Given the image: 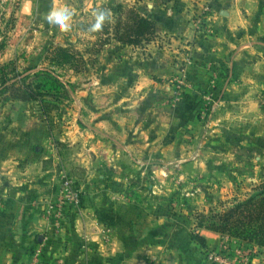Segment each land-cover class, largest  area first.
Listing matches in <instances>:
<instances>
[{"label":"crops","instance_id":"1","mask_svg":"<svg viewBox=\"0 0 264 264\" xmlns=\"http://www.w3.org/2000/svg\"><path fill=\"white\" fill-rule=\"evenodd\" d=\"M31 1L26 15L44 16V0ZM46 1L47 16L72 22L73 39L62 44L84 50L83 69L66 75L71 103L55 135L24 110L37 103L5 106L13 119L0 131V264H27L33 241L40 264H219L209 254L225 237L197 226L191 196L201 188L190 180L220 134H264V0ZM117 3L153 19L155 35L140 45L115 38ZM100 12L106 19L93 30ZM180 66L186 84L177 95ZM213 71L220 77L206 121ZM65 174L82 201L54 219L45 200Z\"/></svg>","mask_w":264,"mask_h":264},{"label":"rangeland","instance_id":"2","mask_svg":"<svg viewBox=\"0 0 264 264\" xmlns=\"http://www.w3.org/2000/svg\"><path fill=\"white\" fill-rule=\"evenodd\" d=\"M28 1L31 2L32 6V1ZM45 1L43 2L44 7L39 9L44 12V16L33 19L27 16L24 11L27 0H0V67L6 65L4 72L9 77L14 76V69L26 74L30 70L35 71L49 66L48 51L55 46L63 45L62 43H69L68 41L73 39L72 22H66L68 25L66 29L57 27L47 16L49 8L48 2ZM118 4H121L123 11H127L129 8L127 4ZM79 26L80 28L84 27L83 25ZM75 50L79 55L77 59H80L84 50L77 48ZM77 63V66L63 65L54 68L67 81L66 75L70 73V69H83L82 61H77ZM3 95L0 93V131L4 130V122L13 119L12 112H8L5 106L7 103L14 101H4ZM263 99L264 93L259 97L260 105L264 110ZM70 100L71 95L68 99L62 100L45 97L42 104L35 102L37 106L24 110L33 119L38 118L47 121L49 128L55 135V122L64 119V115H61L59 110L62 105L69 106ZM65 117L68 119V115H65ZM207 155V158L203 161L206 164L203 174L198 173L195 178L190 180L194 189L197 184L201 188L199 192L191 196L193 203L199 207L192 209L191 212L196 223L198 213H207L211 208L216 211L221 210L230 205L234 199L246 197L256 185L264 181V134L231 133L228 135L222 133L217 143L214 142L211 148H207ZM173 183L175 181H169L165 186H173ZM58 193L59 191L53 197L45 200L47 202L45 211L52 206V209H50L52 212L47 214L54 219L57 218V212H59L57 206ZM175 194H177L178 199L183 201L184 196L181 195V192ZM224 237L223 244L230 249L228 255L231 258L240 261L244 253H249L251 264H264V258L259 255L262 252L261 250V252L256 251V247L244 244L236 248V250L242 251L241 253L234 252V246L229 240L230 237L228 235H224ZM38 248L39 246L35 241L29 245L27 252L29 262L27 264H40L41 253H38ZM256 258L257 261L254 262Z\"/></svg>","mask_w":264,"mask_h":264},{"label":"trees","instance_id":"3","mask_svg":"<svg viewBox=\"0 0 264 264\" xmlns=\"http://www.w3.org/2000/svg\"><path fill=\"white\" fill-rule=\"evenodd\" d=\"M117 14L114 28L115 38L126 44L140 45L149 41L158 31L156 22L141 15L130 7L123 11L121 4L111 8ZM50 65L20 73L14 69V76L4 72L6 65L0 67V93L4 101H22L43 103L45 97L56 100L68 99L72 84L57 73L55 66H77L83 61L71 44L58 45L48 51ZM16 68V67H15ZM197 226L207 228L237 239L246 246L258 247L264 253V181L256 185L246 197L234 199L230 205L221 210L210 209L209 212L197 214ZM192 238L202 245L205 238L193 233Z\"/></svg>","mask_w":264,"mask_h":264},{"label":"built area","instance_id":"4","mask_svg":"<svg viewBox=\"0 0 264 264\" xmlns=\"http://www.w3.org/2000/svg\"><path fill=\"white\" fill-rule=\"evenodd\" d=\"M202 23H203V18L199 17L196 21V25L200 27ZM186 72H187V66H180L173 79L177 95H181L183 93V89L186 84V80H185ZM219 77H220V74L217 71H213L210 77V80H209V84H208L209 92L207 93L208 103L205 105L204 111H203V118L206 121L211 119L215 111V106H214V103L211 97H212V93L214 89L217 86ZM262 103L264 104V99ZM57 196H58L57 206H58L59 212H57L56 219H59L60 217L64 216V212H65V208L67 207V204L78 206L81 204V201H82V191L75 186L73 180L70 177H68L66 174L62 178L61 187H60V190ZM50 209H52V206H50L46 210V212L51 213L52 211ZM37 251L40 254V251L39 250ZM228 252H230V249L224 244H222L218 252H212L209 254V258L213 262H216L219 264H251V257L249 253H244L242 255V260L236 261V259H233L228 255L229 254ZM237 252L241 253L242 251L238 250Z\"/></svg>","mask_w":264,"mask_h":264},{"label":"clouds","instance_id":"5","mask_svg":"<svg viewBox=\"0 0 264 264\" xmlns=\"http://www.w3.org/2000/svg\"><path fill=\"white\" fill-rule=\"evenodd\" d=\"M68 16L65 15V13L62 12H53L52 16L50 17V21L55 23L57 27L61 29H66L68 27L67 20ZM106 19V14L104 12H100L97 14V21L93 25V30H98L101 28L103 22Z\"/></svg>","mask_w":264,"mask_h":264},{"label":"water","instance_id":"6","mask_svg":"<svg viewBox=\"0 0 264 264\" xmlns=\"http://www.w3.org/2000/svg\"><path fill=\"white\" fill-rule=\"evenodd\" d=\"M30 7H31V2H30V1H27V2H26V5H25V7H24V11H25L26 13H29V12H30Z\"/></svg>","mask_w":264,"mask_h":264}]
</instances>
